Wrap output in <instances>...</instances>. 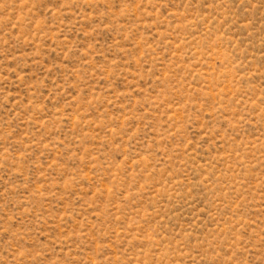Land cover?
Segmentation results:
<instances>
[{
    "label": "rangeland",
    "instance_id": "1",
    "mask_svg": "<svg viewBox=\"0 0 264 264\" xmlns=\"http://www.w3.org/2000/svg\"><path fill=\"white\" fill-rule=\"evenodd\" d=\"M0 264H264V0H0Z\"/></svg>",
    "mask_w": 264,
    "mask_h": 264
}]
</instances>
